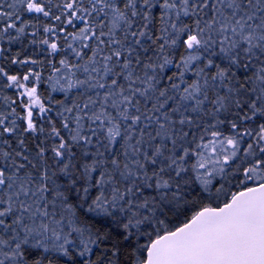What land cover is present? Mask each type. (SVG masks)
<instances>
[{"label":"snow or ice","instance_id":"snow-or-ice-1","mask_svg":"<svg viewBox=\"0 0 264 264\" xmlns=\"http://www.w3.org/2000/svg\"><path fill=\"white\" fill-rule=\"evenodd\" d=\"M0 264H264V0H0Z\"/></svg>","mask_w":264,"mask_h":264}]
</instances>
